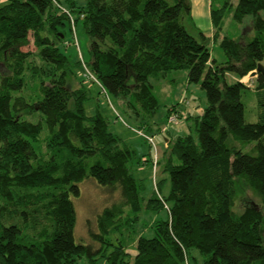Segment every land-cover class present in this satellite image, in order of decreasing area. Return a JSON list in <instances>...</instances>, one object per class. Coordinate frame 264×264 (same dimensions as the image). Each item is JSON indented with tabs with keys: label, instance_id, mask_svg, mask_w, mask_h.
Returning a JSON list of instances; mask_svg holds the SVG:
<instances>
[{
	"label": "trees",
	"instance_id": "trees-1",
	"mask_svg": "<svg viewBox=\"0 0 264 264\" xmlns=\"http://www.w3.org/2000/svg\"><path fill=\"white\" fill-rule=\"evenodd\" d=\"M227 8L211 9L213 37L227 55L218 63L207 35L184 23L192 20L190 0H0V264H264L263 74L253 77L256 122L246 121L243 101L244 79L264 61V0H238L234 8L236 21L252 17L247 41L222 36ZM79 21L90 39L83 63L99 82L88 81L124 99L147 133L161 105L154 80L187 70L189 82L205 89L202 114L187 113L188 133L158 160L169 174L166 195L163 178L144 199L137 149L110 129L108 117L87 113L85 73L79 87L70 84L84 64L65 52L71 42L63 27L69 22L73 32ZM32 37L41 65L22 49ZM31 80L34 94L26 95ZM45 129L48 158L36 148ZM232 139L255 144L245 150ZM236 178L255 189L261 206L235 212ZM86 179L121 195L99 214L98 231L90 228L92 242L76 237L75 199ZM162 210L167 216L155 219L153 235H135L142 211ZM124 225L133 237L119 236Z\"/></svg>",
	"mask_w": 264,
	"mask_h": 264
},
{
	"label": "rangeland",
	"instance_id": "rangeland-1",
	"mask_svg": "<svg viewBox=\"0 0 264 264\" xmlns=\"http://www.w3.org/2000/svg\"><path fill=\"white\" fill-rule=\"evenodd\" d=\"M192 3V20H186L184 23L191 33L198 36V31L201 30L207 35L208 46L211 51L212 58L216 59L218 63H224L227 60V55L223 48L220 46V41L213 37V22L211 16L212 8H220L224 5L228 6L225 11L223 19V31L222 36L227 35L236 40L247 41L255 34L253 30L252 17L247 16L244 22L240 23L233 18L234 8L238 0H190ZM69 40L70 45L65 49V52L69 54L74 61L81 59L89 62L91 59L89 53L90 39L86 34L83 26V22L79 21L77 24V30L73 32L70 29V23L63 27ZM76 30V32H75ZM78 44V45H77ZM24 51H32L34 55V61L36 64L41 65L42 60L37 56V48L31 41L22 48ZM83 57V59H82ZM264 63V61H263ZM76 77H70L69 82L73 88L79 87L82 83L79 79L83 78L85 73L84 67H74ZM251 74V73H250ZM248 75L244 80L246 84L250 85L249 89L244 94L243 101L245 103V119L248 122H256L259 119L258 100L256 95V78ZM227 80L229 83H234L238 77L234 73L227 74ZM88 81V79H86ZM155 89L154 92L160 100V108L155 117L158 124H161L160 131L155 134V142L158 147V158L161 159V146L165 143L166 138L172 133L174 138L178 135H184L189 131V123L187 121L188 110L191 109L194 114H198L202 108L207 105V95L205 89L200 83H190L188 80L187 70L173 71L168 78L154 80ZM87 85L90 91V98L85 102V108L89 115H94L98 111L108 117L110 123V129L120 134L126 139L132 146L137 149L138 159L134 162V173L137 178L142 179L145 189L142 192V196L147 201L154 194L158 193L156 183L157 180L166 178L162 184V194L166 195L170 189L169 174L164 173L161 170L160 164H157V168H154L155 147L144 137L141 136L135 129H140V123L136 119L135 115L127 108L124 99L115 97L114 95L103 93L98 83H92L88 81ZM36 87L35 81L31 80L23 90L24 94H34ZM188 101L189 103L185 102ZM177 104L179 109L173 110L176 113L183 112L184 117L181 115L179 121L176 123H168L169 108ZM180 110V111H179ZM169 112V113H168ZM181 114V113H180ZM28 119L36 120L34 116H27ZM143 131L145 129H142ZM46 131L45 129L41 135L40 141L36 143V148L39 153L43 152L46 156ZM147 132V131H146ZM150 133V132H149ZM151 134V133H150ZM232 144H236L239 147H244L248 150L252 145L242 143V141H231ZM176 162L179 163L177 157ZM237 194L235 198L234 210L238 214H241L247 206H261L262 198L255 191V189L249 185L244 179L236 178ZM121 195L118 191L110 192L107 188L101 187L95 180L86 179L81 183V196L75 199V207L77 211V224H76V237L79 241L92 242L90 236V228L98 231L97 219L99 214L107 206L113 205L115 202H119ZM129 207L125 208V214H129ZM166 211L162 210L157 214L153 212L142 211L140 213V219L135 224L136 234H145L148 236L153 235V231H149L155 219L166 217ZM134 225H132L133 227ZM130 227V228H132ZM121 234L126 238L127 236H134V232H128L126 225L121 227ZM135 229H131L135 231ZM152 230V228H151ZM115 242V235L112 236ZM136 238V237H135ZM132 241V242H131ZM129 248L134 249V241L131 240ZM97 245V244H96ZM83 264H89L87 260L83 261ZM99 264H106L105 260H101Z\"/></svg>",
	"mask_w": 264,
	"mask_h": 264
},
{
	"label": "built area",
	"instance_id": "built-area-1",
	"mask_svg": "<svg viewBox=\"0 0 264 264\" xmlns=\"http://www.w3.org/2000/svg\"><path fill=\"white\" fill-rule=\"evenodd\" d=\"M84 67H85L84 76L93 82H99L97 77L95 76V74L88 68V66L86 64H84ZM184 101L189 103L188 101H186V99H184ZM180 113H176L172 110V112L168 116V123L178 122L179 118H180ZM136 132H138L141 136H144L151 143V145H153L155 147V156H154V164L153 165H154V168H157L159 158H158V153H157L158 147H157V144L155 142V134L147 133V132L143 131L142 129H136Z\"/></svg>",
	"mask_w": 264,
	"mask_h": 264
},
{
	"label": "crops",
	"instance_id": "crops-1",
	"mask_svg": "<svg viewBox=\"0 0 264 264\" xmlns=\"http://www.w3.org/2000/svg\"><path fill=\"white\" fill-rule=\"evenodd\" d=\"M213 31H214V27H213ZM176 105V104H174ZM172 105L170 108H169V112L171 111V108L174 106ZM177 109H179V107L177 106ZM204 108L201 109V111L198 113V114H202ZM180 111V110H179ZM168 112V113H169ZM181 113H183L181 111ZM188 113H191V114H194L193 111L191 109L188 110ZM197 115V114H195ZM159 127H161V124H158L154 127V129L152 130L151 134H157L160 129ZM136 130V129H135ZM146 131V130H145ZM179 136V135H178ZM177 137V136H176ZM176 138H174V135L171 133L165 140V143L162 144L161 146V159H163V157L165 156V151L166 149L170 146V144L172 143L173 140H175ZM153 158V157H152Z\"/></svg>",
	"mask_w": 264,
	"mask_h": 264
},
{
	"label": "water",
	"instance_id": "water-1",
	"mask_svg": "<svg viewBox=\"0 0 264 264\" xmlns=\"http://www.w3.org/2000/svg\"><path fill=\"white\" fill-rule=\"evenodd\" d=\"M259 73L264 75V63L260 62L257 66V69L251 72V76L254 77L256 75H258Z\"/></svg>",
	"mask_w": 264,
	"mask_h": 264
}]
</instances>
